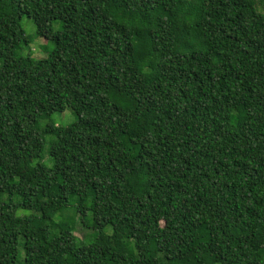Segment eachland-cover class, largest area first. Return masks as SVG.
<instances>
[{
  "label": "trees",
  "instance_id": "trees-1",
  "mask_svg": "<svg viewBox=\"0 0 264 264\" xmlns=\"http://www.w3.org/2000/svg\"><path fill=\"white\" fill-rule=\"evenodd\" d=\"M0 264H264V0H0Z\"/></svg>",
  "mask_w": 264,
  "mask_h": 264
},
{
  "label": "rangeland",
  "instance_id": "rangeland-1",
  "mask_svg": "<svg viewBox=\"0 0 264 264\" xmlns=\"http://www.w3.org/2000/svg\"><path fill=\"white\" fill-rule=\"evenodd\" d=\"M22 27L26 33V36L31 41V45L29 47H25L23 51L21 52L22 55H31L34 59H43L45 58L50 51L53 50L54 45L49 42L48 40H45L42 37H39L36 33V25L33 22V20L29 19L28 17H24L22 20ZM58 25H56V28ZM53 122L62 127H66L73 123L75 121V115L70 109L65 110L63 113L55 114L52 118ZM48 149L49 145L47 144L45 152H47V157L45 158V163L48 166L52 165V162L48 155ZM26 212H20L19 215H24ZM68 215L75 217L72 212H68ZM112 229L111 227L106 228V231L110 232ZM95 232L92 231V229H89L86 226H83L81 224L77 225L76 233L77 236V242L79 244H87L94 239Z\"/></svg>",
  "mask_w": 264,
  "mask_h": 264
}]
</instances>
